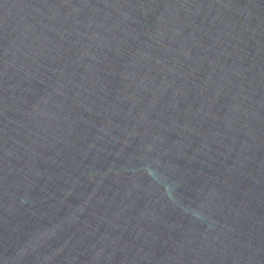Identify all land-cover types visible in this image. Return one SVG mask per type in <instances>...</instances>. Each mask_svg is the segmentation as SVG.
Listing matches in <instances>:
<instances>
[{
	"label": "water",
	"instance_id": "1",
	"mask_svg": "<svg viewBox=\"0 0 264 264\" xmlns=\"http://www.w3.org/2000/svg\"><path fill=\"white\" fill-rule=\"evenodd\" d=\"M0 264H264V0H0Z\"/></svg>",
	"mask_w": 264,
	"mask_h": 264
}]
</instances>
